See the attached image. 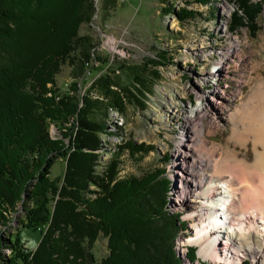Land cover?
Returning a JSON list of instances; mask_svg holds the SVG:
<instances>
[{
  "label": "trees",
  "instance_id": "trees-1",
  "mask_svg": "<svg viewBox=\"0 0 264 264\" xmlns=\"http://www.w3.org/2000/svg\"><path fill=\"white\" fill-rule=\"evenodd\" d=\"M232 2L231 34L246 28L255 35L264 0ZM94 11L91 0H0V226L11 224L21 206L20 225L41 236L28 250L19 237L0 235V264H184L175 245L185 223L166 209L172 187L165 170L119 176L125 151L143 159L155 147L132 139L102 144L103 135L114 133L107 121L122 101L148 108L162 80L156 66L120 64L81 94L56 85L63 66L83 77L94 42L78 32ZM50 125L61 138L51 139ZM59 157L65 172L50 179ZM101 239L108 255L96 262L92 250ZM185 255L197 261L194 248Z\"/></svg>",
  "mask_w": 264,
  "mask_h": 264
},
{
  "label": "rangeland",
  "instance_id": "rangeland-1",
  "mask_svg": "<svg viewBox=\"0 0 264 264\" xmlns=\"http://www.w3.org/2000/svg\"><path fill=\"white\" fill-rule=\"evenodd\" d=\"M91 1L94 14L80 25L78 35L92 37L94 49H97L103 40L99 31H103L106 37L105 50L95 52L94 62L92 49L88 61L90 65H84L82 78L75 79L71 75V68L61 67L56 85L63 91H68L67 88L71 87L68 91L70 95L81 94L97 76L108 73L120 64L141 66L149 63L152 65L150 69L156 66L162 80L154 85V94L146 101L148 108L137 109L122 101V110L113 112L107 121L109 131L114 133L103 135L102 144L115 146L132 139L137 144L140 142L155 147L143 159L128 156L125 151L119 176H142L156 168L164 169L172 187L166 209L170 213L177 212L181 215L180 221L185 223L186 228L179 234L175 245L182 256L181 260L184 264H190L184 259L185 247H190L196 250L198 260L192 264H199L201 261L217 264L216 260L203 259L200 255L201 246L190 242L195 237L197 215L191 218L189 216L199 205L196 203L200 200L199 193L191 187L188 194L182 195L181 168L179 172L175 168H185L181 164L185 158L182 145L190 131L196 137L203 135L207 149L218 148L220 152L221 149L236 150L241 158L245 157L248 150L253 152L252 144H248L247 149L231 140L235 123L228 117V113H236L243 108L257 85L262 80L264 83V5L261 6V16L257 19L259 30L252 36L246 28L238 29L233 34L227 31L232 4L235 3L232 0H208L204 5L199 3L200 0ZM182 10L191 13L183 20L178 17ZM111 40H115L113 45ZM219 69L222 72L216 74ZM214 93L220 95L222 100H218ZM200 98L205 107L212 106L220 112L210 108L205 115H201L202 123H195L194 127L189 122V115L196 111ZM50 130L52 140L61 138L59 129L50 125ZM108 157L105 154V158ZM253 157L254 155L252 159ZM64 166L61 157L56 158L50 167L49 178H60L65 172ZM207 187L203 185V190ZM24 218L25 213L19 206L12 223L4 228L0 226V235L4 240L17 236L23 248L33 250L41 236L29 228L23 229L20 224ZM222 232L225 233V229ZM222 239L223 236L221 239L219 237L216 245L219 255L225 259L226 248ZM105 241L101 239L94 245L92 255L96 262L108 255ZM3 253L6 256L12 255L10 250H3ZM227 254L232 257L233 263L230 264H264L259 260L260 257L255 259L250 254H238L233 249H229Z\"/></svg>",
  "mask_w": 264,
  "mask_h": 264
},
{
  "label": "bare ground",
  "instance_id": "bare-ground-1",
  "mask_svg": "<svg viewBox=\"0 0 264 264\" xmlns=\"http://www.w3.org/2000/svg\"><path fill=\"white\" fill-rule=\"evenodd\" d=\"M221 72L222 69H219L216 74ZM214 96L222 100L217 93H214ZM199 101L196 111L191 112V117L189 115V122L193 123L194 127L195 123H202L201 115H205L210 108L220 112L212 106L205 107L203 99L200 98ZM228 114L235 123L231 140L247 149L248 144H252L253 152L248 150L245 157L241 158L236 150H210L204 146L206 141L203 135L196 137V134L190 131L189 137H186V142L182 145L185 158L181 154L184 161L181 164L185 165V168H175L178 172L181 168L182 195L188 194L191 187L199 193L200 200L196 202L199 205L189 216L191 218L197 215L195 237L193 236L190 242L201 246L200 255L205 260L233 263L232 257L227 254L229 249H233L238 254L243 252L255 259L260 257L259 260L264 263L263 80L253 90L243 108ZM205 170L211 173L206 174ZM203 185L208 186L206 190H203ZM223 229L225 233L222 232ZM222 236L226 248L224 254L227 255L225 259L219 255L216 245V240Z\"/></svg>",
  "mask_w": 264,
  "mask_h": 264
},
{
  "label": "built area",
  "instance_id": "built-area-1",
  "mask_svg": "<svg viewBox=\"0 0 264 264\" xmlns=\"http://www.w3.org/2000/svg\"><path fill=\"white\" fill-rule=\"evenodd\" d=\"M100 34H101V36H100ZM99 36L101 37V39H103L102 40V45L101 46H99L97 49H93L94 51L91 53V56H92V59H93V61L95 62V52L98 50L99 52H101L102 50L104 51L105 50V39H106V37H105V33L102 31V33H101V31H99ZM103 41H104V43H103ZM114 41L115 40H111V44L113 45L114 44ZM87 65H90V63L89 62H87ZM86 65V66H87Z\"/></svg>",
  "mask_w": 264,
  "mask_h": 264
}]
</instances>
